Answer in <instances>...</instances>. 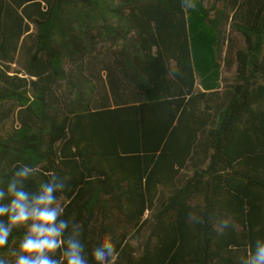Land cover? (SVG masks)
I'll return each instance as SVG.
<instances>
[{"label": "trees", "instance_id": "trees-1", "mask_svg": "<svg viewBox=\"0 0 264 264\" xmlns=\"http://www.w3.org/2000/svg\"><path fill=\"white\" fill-rule=\"evenodd\" d=\"M224 2L203 12L208 57L192 50L188 0H0V30L10 4L37 12L36 80L0 68V186L22 165L32 191L64 178L57 207L88 264H243L264 239V0ZM228 26L244 41L225 59L234 83L198 91L202 59L222 67ZM102 71L116 103V80L141 103L84 106L87 90L104 105ZM23 233L0 249L10 264ZM105 237L118 255L102 261Z\"/></svg>", "mask_w": 264, "mask_h": 264}, {"label": "clouds", "instance_id": "clouds-1", "mask_svg": "<svg viewBox=\"0 0 264 264\" xmlns=\"http://www.w3.org/2000/svg\"><path fill=\"white\" fill-rule=\"evenodd\" d=\"M35 171L22 165L0 186V249L15 239V231L24 229L13 264H88L80 226L62 218L63 211L57 207L58 194L67 187L65 179L54 175L32 191L27 185ZM223 227H229L227 220ZM94 255H118L113 239L105 237ZM0 264L10 262L0 255ZM243 264H264V239L256 240Z\"/></svg>", "mask_w": 264, "mask_h": 264}, {"label": "crops", "instance_id": "crops-1", "mask_svg": "<svg viewBox=\"0 0 264 264\" xmlns=\"http://www.w3.org/2000/svg\"><path fill=\"white\" fill-rule=\"evenodd\" d=\"M212 3L217 8L218 4H224V0H188L186 17L192 22L197 23L193 27V48L199 53H213L216 49L215 35L208 25L201 23L203 12L207 9V4ZM197 6V7H196ZM37 12L31 6L17 8L10 4L4 9L1 30H0V68L7 71L8 76L13 78L26 79L28 83L35 81L36 78L27 74V66H30V52L32 51L33 38L36 34V27L33 20L36 19ZM13 60V62H12ZM199 68L202 69L201 76L196 78V88L198 91H204V88H215L223 85V66L218 71L216 62L212 58L202 59ZM103 104L96 107L95 100L101 99L98 95H90L87 90L83 93L84 106L91 108L92 111L106 108H116L118 106L138 105L142 101L141 95L132 92L126 84L116 80V86L119 89V103L115 98L107 83V73L102 71ZM13 82H18L13 80ZM94 84V83H93ZM92 98L91 102H88Z\"/></svg>", "mask_w": 264, "mask_h": 264}, {"label": "rangeland", "instance_id": "rangeland-1", "mask_svg": "<svg viewBox=\"0 0 264 264\" xmlns=\"http://www.w3.org/2000/svg\"><path fill=\"white\" fill-rule=\"evenodd\" d=\"M211 7H212V3H208L207 8H211ZM224 7H225V3L218 4L216 9L222 10ZM228 12L231 13V11H228ZM212 16H214V13H212ZM197 26L200 27V24H198V22H197ZM224 36H225V39L223 41L222 52H221V56L218 58L219 59L218 61L223 66V71H222L223 72V85L226 86L227 84L229 85V84L234 83L235 66L231 68L230 70H227V68L225 67V59L227 55H229V52L233 51V54H234L235 50L243 48L244 41H243V38L235 31H232L229 26L224 29ZM12 126H13V121L9 120L4 124L3 130H9L12 128ZM100 259L104 261L105 257H100Z\"/></svg>", "mask_w": 264, "mask_h": 264}]
</instances>
